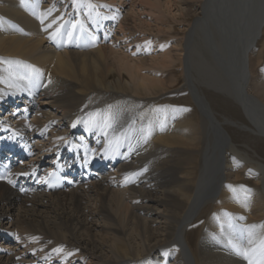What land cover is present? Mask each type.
Here are the masks:
<instances>
[{"label": "bare ground", "instance_id": "6f19581e", "mask_svg": "<svg viewBox=\"0 0 264 264\" xmlns=\"http://www.w3.org/2000/svg\"><path fill=\"white\" fill-rule=\"evenodd\" d=\"M112 3L0 0V146L31 142L0 150L15 161L0 167V264H249L237 248L264 237V163L202 88L264 136V0ZM177 14L193 22L184 41ZM173 92L185 102L162 101ZM60 158L47 194L37 182Z\"/></svg>", "mask_w": 264, "mask_h": 264}, {"label": "rangeland", "instance_id": "374dc122", "mask_svg": "<svg viewBox=\"0 0 264 264\" xmlns=\"http://www.w3.org/2000/svg\"><path fill=\"white\" fill-rule=\"evenodd\" d=\"M20 1L22 3L23 7L26 8V11H28L30 13L31 8L29 6V0H20ZM100 1H103V0H87V2H89V3L92 2L94 4L96 2H100ZM122 1H125L126 3L124 5H122L121 1L116 0L115 2L112 3L111 0H107V2L112 3L113 6H115V8H117V10L118 9H120V11L127 10V7H125V6L128 5V2L130 0H122ZM39 3L41 5L43 2L40 1ZM178 15L179 14H177V17H175V19H173V17L171 16L172 17L171 23H172L174 30H175V31L173 30V34L175 35V38L177 40H183L184 33H186L188 31L187 28L189 29V27L192 26L193 22H192V19L188 16L183 17V16H180V15L178 16ZM171 17L169 16V18H171ZM107 21L108 20H106L105 22L107 23ZM176 21H177V23H175ZM109 25H111V23L110 24L107 23V26H108L107 29L111 30L109 34H112L114 37V35H115L114 31L116 33H118V31H117L118 29L116 30L117 26L114 28L115 30L113 31L112 26H114V24L111 25L110 27H109ZM160 39L162 40V42L166 46H169V44L172 45L173 41H174L172 39H169V37L166 34H162L160 36ZM176 66H177L176 67L177 82L170 85V88L172 90L177 89L179 87V83H180V79H181L180 73L178 72V70L181 67L179 65H176ZM202 91L205 92L204 95L207 94L206 95L207 100L211 103L213 110L216 112L218 118L220 119L221 123L223 124L225 129L230 134V136H231L233 142L236 144V146L240 150H243V151L249 153L255 159L264 163V136L248 120V118L246 117V115L244 113V110L232 98H230L229 96L222 94L220 92L213 91L212 88H207L205 86L202 88ZM185 98H186V94H182V92H179V93L173 92L171 94L170 98H164L165 100H162V101H171V102H173V104H178V103H183V100L185 102ZM251 182L252 181H250V183ZM254 185H255V181H254Z\"/></svg>", "mask_w": 264, "mask_h": 264}, {"label": "snow or ice", "instance_id": "6c2138e0", "mask_svg": "<svg viewBox=\"0 0 264 264\" xmlns=\"http://www.w3.org/2000/svg\"><path fill=\"white\" fill-rule=\"evenodd\" d=\"M53 39H55V35H53ZM73 126L75 127V125ZM21 175H27V173H21ZM2 178L0 177V179ZM9 182L12 183V181ZM248 243L253 246L249 248H237L238 253L245 256L249 260V264H264V237H261L257 244L255 243L253 233L249 230Z\"/></svg>", "mask_w": 264, "mask_h": 264}]
</instances>
